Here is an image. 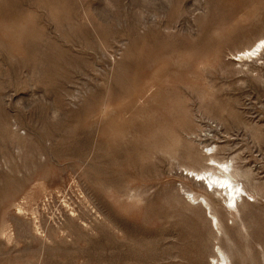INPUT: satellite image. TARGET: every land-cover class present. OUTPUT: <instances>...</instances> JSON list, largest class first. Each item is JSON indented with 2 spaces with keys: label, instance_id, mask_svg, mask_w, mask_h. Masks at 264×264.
<instances>
[{
  "label": "rangeland",
  "instance_id": "rangeland-1",
  "mask_svg": "<svg viewBox=\"0 0 264 264\" xmlns=\"http://www.w3.org/2000/svg\"><path fill=\"white\" fill-rule=\"evenodd\" d=\"M263 32L264 0H0V264H264V195L180 168L212 144L264 182V53L231 62Z\"/></svg>",
  "mask_w": 264,
  "mask_h": 264
},
{
  "label": "bare ground",
  "instance_id": "bare-ground-1",
  "mask_svg": "<svg viewBox=\"0 0 264 264\" xmlns=\"http://www.w3.org/2000/svg\"><path fill=\"white\" fill-rule=\"evenodd\" d=\"M261 52L264 53V32L252 40L248 45L237 50L234 54H231V62L236 66L238 64L240 68L247 66V71L253 72L256 69L248 67L246 61L252 60V58L257 56L262 57ZM257 133L260 135L259 130H257ZM197 141L199 142L200 140L198 139ZM202 147L206 148L208 153H205L204 156L197 155L192 153L191 149H188L184 156L186 159L190 160L191 163L188 166L182 165L180 168H183L187 177L190 176L193 178L196 186L199 185L198 187L201 188L202 184L206 192L211 190V192L217 196L222 197L220 200L224 202V208L227 211L230 209H237V214L240 215L241 210H239V207L245 205L243 194L254 199L264 195V182H260L261 180L255 176V170H253L251 166H241V164H239L238 161H241V159L237 161L238 155L235 151L231 152L229 155H221L216 145L203 144ZM227 151L228 149L225 148L224 154ZM173 154L174 153H168V155L172 156ZM181 190L183 196L187 198H183L185 205L189 206L190 203H192L198 209L204 211L205 215L208 211V215L211 218L209 221L211 228L214 223L216 231L219 234L225 233L219 228L221 226V220L212 207V197H208L205 192H196L183 185H181ZM240 201L241 204L238 205ZM241 223L247 233L245 224L243 222ZM238 232L241 233V231ZM211 259V264H232L230 254L219 246L216 248L215 252H212Z\"/></svg>",
  "mask_w": 264,
  "mask_h": 264
}]
</instances>
